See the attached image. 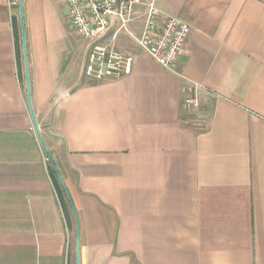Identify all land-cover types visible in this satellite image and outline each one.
<instances>
[{
    "label": "crops",
    "instance_id": "0c3cea01",
    "mask_svg": "<svg viewBox=\"0 0 264 264\" xmlns=\"http://www.w3.org/2000/svg\"><path fill=\"white\" fill-rule=\"evenodd\" d=\"M21 1L29 83L0 0V264H264V0H156L185 52L169 70L122 32L115 80L85 74L64 0Z\"/></svg>",
    "mask_w": 264,
    "mask_h": 264
},
{
    "label": "built area",
    "instance_id": "2783aa9c",
    "mask_svg": "<svg viewBox=\"0 0 264 264\" xmlns=\"http://www.w3.org/2000/svg\"><path fill=\"white\" fill-rule=\"evenodd\" d=\"M71 25L90 41L85 74L97 80H115L133 72L134 57L117 49L125 32L135 44L163 67L174 70L185 52L191 26L166 14L156 0H64ZM142 9H139L141 8ZM144 16L140 33L131 22ZM187 103H194L187 99Z\"/></svg>",
    "mask_w": 264,
    "mask_h": 264
},
{
    "label": "water",
    "instance_id": "95a60500",
    "mask_svg": "<svg viewBox=\"0 0 264 264\" xmlns=\"http://www.w3.org/2000/svg\"><path fill=\"white\" fill-rule=\"evenodd\" d=\"M20 19H21V27H22V38H23V46H24V54H25V62H26V70H27V79H28V83H29V77H28V60H27V49H26V36H25V25H24V14H23V8H22V1L20 0ZM31 114H32V118H33V121H34V125H35V128H36V131H37V134H38V137L43 145V147L47 150V147H46V144L40 134V131H39V127H38V123L36 121V117H35V114H34V111L33 109L31 108Z\"/></svg>",
    "mask_w": 264,
    "mask_h": 264
}]
</instances>
